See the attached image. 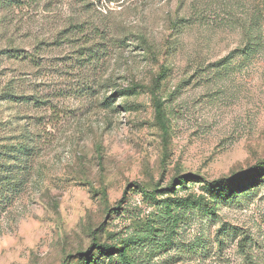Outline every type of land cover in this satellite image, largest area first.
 Returning a JSON list of instances; mask_svg holds the SVG:
<instances>
[{
  "label": "rangeland",
  "instance_id": "rangeland-1",
  "mask_svg": "<svg viewBox=\"0 0 264 264\" xmlns=\"http://www.w3.org/2000/svg\"><path fill=\"white\" fill-rule=\"evenodd\" d=\"M0 264H264V0H0Z\"/></svg>",
  "mask_w": 264,
  "mask_h": 264
},
{
  "label": "trees",
  "instance_id": "trees-1",
  "mask_svg": "<svg viewBox=\"0 0 264 264\" xmlns=\"http://www.w3.org/2000/svg\"><path fill=\"white\" fill-rule=\"evenodd\" d=\"M154 106H155L156 121L160 125V128L166 132L167 129L164 121L162 104L156 97H154ZM257 166L258 164L248 168L247 170L239 174L233 173L228 177L220 178L211 183H207V186L215 189H218L220 186H228L229 189L233 188L235 185L239 186L243 183V181L246 178L253 175L255 172H258L260 167ZM94 246L95 249L102 250V252H104L105 254L110 255L113 253H119L121 256H124V250L116 245L94 244Z\"/></svg>",
  "mask_w": 264,
  "mask_h": 264
}]
</instances>
